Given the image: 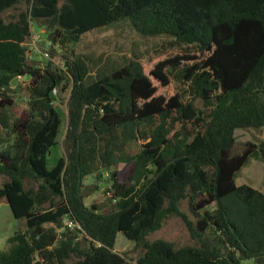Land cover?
I'll list each match as a JSON object with an SVG mask.
<instances>
[{
  "label": "trees",
  "instance_id": "obj_1",
  "mask_svg": "<svg viewBox=\"0 0 264 264\" xmlns=\"http://www.w3.org/2000/svg\"><path fill=\"white\" fill-rule=\"evenodd\" d=\"M119 23L185 52L148 74L134 58L93 75L83 58L64 53ZM33 24L64 53V69L28 60ZM17 77H28V103L13 119ZM53 91L67 96L68 125L65 155L48 169L62 124ZM262 128L264 0H0V201L24 220L0 264H131L113 251L118 233L141 243L135 264H264V194L235 182L251 159L264 164V141L236 151L235 131ZM137 139L145 142L125 158L126 182L110 173V206H86L83 179L112 168ZM173 217L194 245L145 240Z\"/></svg>",
  "mask_w": 264,
  "mask_h": 264
},
{
  "label": "rangeland",
  "instance_id": "obj_2",
  "mask_svg": "<svg viewBox=\"0 0 264 264\" xmlns=\"http://www.w3.org/2000/svg\"><path fill=\"white\" fill-rule=\"evenodd\" d=\"M62 1V0H60ZM8 11L4 17L11 15ZM32 37L26 44L28 60L35 62L34 66L45 68L48 65H53L59 69L63 68L62 55L73 52V56L83 58L85 63L92 67L91 75L95 68L105 67L108 65L119 66L129 60L137 58L140 60L146 74L152 69L154 63L171 57L175 54L184 53V47H177L171 44V40L165 37L143 36L136 33L128 24L119 23L111 27L90 31L80 40L69 46L64 53L59 50L58 46H52L42 30L35 24L32 25ZM192 50L188 48L187 50ZM28 85V77H17L14 84L11 86L9 94L14 99V107L12 108V118H17L27 108L28 93L26 87ZM174 85V84H173ZM177 85L180 90V86ZM55 98L53 103L55 109L61 117V129L58 135V144L51 149V152L46 160L47 168L54 167L56 161L61 156L65 155L63 148V140L65 137L68 116L66 94H59L58 91L52 94ZM188 99V96L185 95ZM193 105L197 110H203L202 102L198 99L194 100ZM158 120L142 128V132L147 135V131L155 127ZM178 130V127H175ZM236 151L241 150L245 142L259 143L264 140V128L260 130H236ZM145 140H131L122 146L120 152L116 154V162L112 168H101L98 176L94 173L86 176L83 179L82 193L84 195V204L86 206L95 205L105 211L110 206L112 200V188L110 173L113 170L118 172V180L120 183H125L128 176L130 163H125V158L131 157L135 159L140 152V145ZM118 161V162H117ZM150 169V168H148ZM151 178V177H150ZM5 181V178H0V186ZM235 182L237 185H248L264 194V164L256 159H251L236 175ZM142 183V182H141ZM140 189V187H138ZM182 210L188 213L185 203ZM189 219L193 222L195 218L189 215ZM65 220L64 224L70 227ZM24 228V220H16L11 215L10 209L6 200L3 198L0 201V251L6 249V240L9 236ZM71 229V227H70ZM63 229H59L61 233ZM162 239L173 243L176 247L185 245H194L195 241L191 238L186 225L181 219L173 217L167 219L162 227L148 234L145 237L147 241ZM115 253L124 257L131 264H135L136 259L142 254L141 243H134L118 233L115 240ZM245 264V262L243 263Z\"/></svg>",
  "mask_w": 264,
  "mask_h": 264
},
{
  "label": "water",
  "instance_id": "obj_3",
  "mask_svg": "<svg viewBox=\"0 0 264 264\" xmlns=\"http://www.w3.org/2000/svg\"><path fill=\"white\" fill-rule=\"evenodd\" d=\"M36 63L35 62H33V65H35ZM14 82H15V79L12 81V85L14 84ZM152 175H150L149 177H151Z\"/></svg>",
  "mask_w": 264,
  "mask_h": 264
},
{
  "label": "built area",
  "instance_id": "obj_4",
  "mask_svg": "<svg viewBox=\"0 0 264 264\" xmlns=\"http://www.w3.org/2000/svg\"><path fill=\"white\" fill-rule=\"evenodd\" d=\"M53 93H55V91H53ZM69 226H71L69 223H67Z\"/></svg>",
  "mask_w": 264,
  "mask_h": 264
},
{
  "label": "crops",
  "instance_id": "obj_5",
  "mask_svg": "<svg viewBox=\"0 0 264 264\" xmlns=\"http://www.w3.org/2000/svg\"><path fill=\"white\" fill-rule=\"evenodd\" d=\"M264 141V140H263Z\"/></svg>",
  "mask_w": 264,
  "mask_h": 264
}]
</instances>
